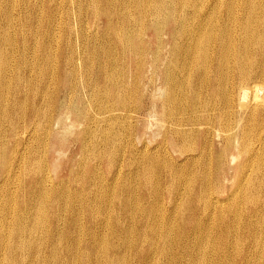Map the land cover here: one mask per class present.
<instances>
[{
	"label": "bare ground",
	"instance_id": "6f19581e",
	"mask_svg": "<svg viewBox=\"0 0 264 264\" xmlns=\"http://www.w3.org/2000/svg\"><path fill=\"white\" fill-rule=\"evenodd\" d=\"M50 2L41 17L31 0H0V264H169L172 248L187 256L174 264H231L239 246V264H264V0H73L60 44ZM68 136L87 169L67 180L104 200L82 221L49 168ZM153 168L155 206L141 201ZM95 178L123 188L116 203Z\"/></svg>",
	"mask_w": 264,
	"mask_h": 264
},
{
	"label": "rangeland",
	"instance_id": "374dc122",
	"mask_svg": "<svg viewBox=\"0 0 264 264\" xmlns=\"http://www.w3.org/2000/svg\"><path fill=\"white\" fill-rule=\"evenodd\" d=\"M33 1V2H32ZM42 1V2H41ZM45 1V2H44ZM66 1V2H65ZM51 0V2H50V7H52V8H56V6H57V8H58V14H57V17H56V25H55V27H56V32H55V35H56V33H57V35H56V41H54L55 43H57V42H59V44L60 43H62L63 42V39L61 40V37H63V29H64V23H63V20H64V14L62 13L64 10H70V12L72 11L73 12V10H75L77 7H76V5H75V3L73 2V0ZM36 2V3H35ZM40 2V3H39ZM57 2H58V5H57ZM61 2V3H60ZM31 3H32V5L33 6H35V11H37L38 10V12L41 14V17H43L45 14H46V11L44 10V9H46V6H47V0H31ZM60 3V4H59ZM65 4V5H64ZM71 4V5H70ZM70 6V7H69ZM75 7V8H74ZM38 8V9H37ZM63 8H65V9H63ZM71 8H72V10H71ZM45 12H44V11ZM87 11H85V13L82 15V16H84L83 18H82V21H83V25H85V27H87L86 28V32H85V35L86 36H88V35H91V33H92V30H93V21H94V17H93V13H92V10H91V8L90 7H87V9H86ZM42 11L44 12V14L42 13ZM62 11V12H61ZM43 15V16H42ZM86 16V17H85ZM60 17V18H59ZM62 17V18H61ZM72 19H71V21L72 22H76V20L74 19V17H71ZM62 21H61V20ZM84 19V20H83ZM75 22H74V24H75ZM87 22V23H86ZM36 24V25H41V22H39V24H38V21H37V19H36V17H35V13H33L32 14V16H31V19H29V21H28V24H30V25H32V24ZM59 23V24H58ZM63 23V24H62ZM88 25V26H87ZM60 26H62V27H60ZM54 27V28H55ZM90 29H91V31H90ZM60 30H61V32H60ZM88 31V32H87ZM61 35V36H60ZM60 36V37H59ZM28 37H29V39L30 40H32V41H34V39H35V37H33V38H31V36L30 35H28ZM36 37H40V36H36ZM79 38V37H78ZM41 39H42V37H41ZM58 39L60 40V41H58ZM80 39H78L77 41H76V43L75 44H77L76 46H78L79 45V43H80ZM35 42V41H34ZM55 43L53 44V45H55ZM64 43V42H63ZM148 107V106H147ZM147 123H148V125H147ZM147 123L145 124V131H143V133L145 134V135H143V133H142V139H144V140H146V141H148L149 143H150V147L153 145V143H155V142H157V141H159L160 140V136H158L157 135V137L155 136V125H154V122L153 121H151V120H149V122L147 121ZM151 124V125H150ZM146 126H148V128L146 127ZM152 126H154V127H152ZM151 130V131H150ZM160 137V138H159ZM121 138H122V136H121ZM152 138V139H151ZM71 139V136H68L66 139H64V140H62V141H60L59 143H58V146L55 148V149H53V151L49 154V156H48V159H49V168H50V173H51V176H52V178L53 179H56V177H59V179H62V180H64L65 181V183L64 184H66L68 187H65L64 185H63V187H62V189L64 190V191H66L67 193H68V195H69V197L67 196L66 197V199L64 200H60V202H58L57 201V203H60V205L62 206L63 204H65V205H70V207L72 208V212H77V211H83V212H81L80 213V216L79 215H77L76 214V217H78V218H82V219H80V221H82V220H85V218L87 217V212L85 211V206H86V204L89 202V201H92L94 198H93V194H90L89 195V197H91L89 200H87V199H83V198H79L78 197V193H77V191H76V188H78V186H80V185H76V184H74V183H72V181L70 180V181H68L67 180V178L69 177V174L71 173V171H73L74 173L75 172H79L78 173V175H81V173L82 172H84V170L86 171V169L87 168H84L83 166H80V165H78L77 166V162L78 161H80V160H82L81 159V157H79V155H78V153H77V151L75 150L76 149V145H75V143H73L72 142V139ZM150 139V140H149ZM120 155V153H118L117 154V156H119ZM175 155V154H174ZM91 156H93V155H90L88 158H87V160L89 161V163H88V167L89 166H92V165H94L95 163H98L99 161H100V159H97L95 156H93V157H91ZM121 156H122V154H121ZM124 156V155H123ZM122 156V157H123ZM91 157V158H90ZM125 157H127V154L124 156V158ZM97 160H96V159ZM115 158H117V157H115ZM96 160V161H95ZM115 166H112V170H115L116 168H117V165L116 164H114ZM114 167V168H113ZM101 168H102V171H104V165L103 164H101ZM129 167H124L123 166V168L121 169V170H123L122 172V177L124 178H126V180L128 179V186L129 185H131V186H136V197L138 196V194L140 195V193L142 192V190H141V186H140V184H135V181L134 180H136L137 181V179H133V180H131V178H132V176L134 177V175H132L131 173H129L128 171H129V169H128ZM133 170H135V168H132ZM154 170H151V169H149V171L147 172V176H146V179L149 181V185L147 186V188H146V192H147V194L145 195V196H143V197H141L142 199H141V201L144 203V204H147V205H149V204H151L152 202H154L153 204H154V206H155V204H156V198H157V196H156V192L158 191L157 190V188H155V187H157L156 186V184H157V182H159V170L156 168H153ZM102 171L101 170H98V172H97V174H96V176H98L99 178H100V176H102ZM127 172V173H126ZM129 173V174H128ZM146 173V172H145ZM154 174V175H153ZM158 174V175H157ZM229 174H231V172H229ZM129 175V176H128ZM143 175H144V173H143ZM151 175V176H150ZM77 177V176H76ZM75 177V178H76ZM131 177V178H130ZM124 178V179H125ZM135 178V177H134ZM95 180H96V188L98 189V191L99 192H103V194H106V196L112 201V203L114 204V203H116V201H118V198H116V197H114V194L113 193H117V194H119V196H121V193H122V190H123V188H121V190H120V186H117L116 188H115V192H112L111 190L112 189H110L109 190V188H106V187H102L101 185H105V182H102V181H100V182H98L99 180L97 179V178H95ZM130 180H131V184H130ZM151 180V181H150ZM221 180H223V178L222 177H218V182L220 183L221 182ZM133 181V182H132ZM97 183H99L98 185H97ZM153 183V184H152ZM225 183H226V185H227V189L229 190L230 189V186L233 184V179L230 177V175L227 177V180L225 181ZM70 185V186H69ZM154 185V186H153ZM68 188V189H67ZM117 188H118V190H117ZM138 188L140 189V190H138ZM153 188V189H152ZM214 188H215V186H213V192H214ZM69 189H70V191H69ZM152 189V190H151ZM71 190H73L72 192H71ZM102 190V191H101ZM151 190V191H150ZM153 190H155V191H153ZM74 191H75V193H74ZM118 191V192H117ZM106 192V193H105ZM120 192V193H119ZM238 192H241V190L240 189H238ZM237 192V193H238ZM107 193H108V195H107ZM215 193V192H214ZM75 194V195H74ZM111 195V196H110ZM72 196V197H71ZM106 196H105V198H106ZM112 196H113V198H112ZM96 197V196H95ZM135 197V198H136ZM99 198V199H98ZM98 198H96L95 199V201L93 202L92 201V204H97V206H100L102 203V198L101 197H98ZM137 198H139L140 199V197H137ZM71 199V200H70ZM82 200H84L85 202L82 204ZM99 200V201H98ZM131 200V199H130ZM73 203H72V202ZM76 201V202H75ZM104 201V200H103ZM52 202V201H51ZM53 202H55V204H56V201H53ZM71 202V203H70ZM81 202V203H80ZM138 202V200H135V199H132L131 200V204H132V211L134 212V214H135V216L137 217L138 215L140 216V214H139V211L138 210H136V208H138L136 205H138L139 206V204L137 203ZM134 203H135V205H134ZM72 205H73V207H72ZM77 205H78V207H77ZM81 205L83 206V209L84 210H79V209H81ZM103 206H104V204H102L101 205V208H103ZM69 207V208H70ZM135 207V208H134ZM68 208V209H69ZM93 208H95L96 209V206H94ZM67 209V210H68ZM157 209V208H156ZM47 210V209H46ZM67 210H65V211H62V216L64 217H62V220L60 221V223H62V224H64V221L65 220H67L68 218H69V216H68V214L69 215H71V211L69 212H67ZM70 210V209H69ZM158 211V212H157ZM46 212V214L47 215H49L48 217H50V215H52L51 214V210H50V212H49V209H48V211H45ZM67 215H66V214ZM138 213V214H137ZM84 214V215H83ZM145 214H147V213H145ZM154 215L155 216H157L156 218H158V216H159V210H156L155 211V213H154ZM66 216V217H65ZM67 216H68V218H67ZM66 218V219H65ZM120 219H121V216H120ZM115 221V219H114V217L112 216V221H111V224L113 223H116V222H114ZM123 221V220H122ZM125 221V220H124ZM150 221H151V219H150ZM84 222V221H83ZM64 246H66V244H63L62 243V247H64ZM240 247L241 246H239L238 248H234V249H231V251H232V261L230 260V262H231V264H239V262L237 261L238 259H237V257L239 256L238 255V253H243L245 250V246H243V251L242 250H239L240 249ZM264 247H262V249H260V253L262 254V255H264L263 254V251H264V249H263ZM172 250V252L174 253H170V251ZM169 252H168V254L165 256V261L167 260V259H169L168 260V262H169V264H174V262H175V260L173 259V257L174 256H181L182 255V257H186V259H187V256H183V254H181L180 252V250H178V249H175V248H172ZM175 250V251H174ZM178 250V251H177ZM212 249L211 248H208L207 249V251L210 253V251H211ZM63 252H64V254H63ZM124 252V251H123ZM122 252V253H123ZM66 252L65 251H61L60 252V254H62L63 256L64 255H66L65 254ZM172 255V256H171ZM130 256V255H129ZM128 256V257H129ZM171 256V257H170ZM172 258V259H171ZM172 260V261H171ZM171 262V263H170ZM234 262V263H233ZM135 263H137V264H141L142 263V261L138 258V260L137 259H135Z\"/></svg>",
	"mask_w": 264,
	"mask_h": 264
}]
</instances>
